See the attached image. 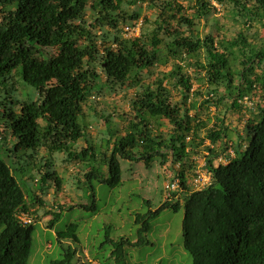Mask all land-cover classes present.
Here are the masks:
<instances>
[{
  "label": "trees",
  "instance_id": "1",
  "mask_svg": "<svg viewBox=\"0 0 264 264\" xmlns=\"http://www.w3.org/2000/svg\"><path fill=\"white\" fill-rule=\"evenodd\" d=\"M214 1L231 10L233 21L264 30V0ZM144 3L156 8L154 28L124 37V26L138 20ZM123 4L138 9L129 11ZM211 10H216L211 0H0V94L19 86L36 92L35 98L28 90V99L11 98L0 111V264H27L38 219L31 206L45 202L37 191L46 194L52 184L59 188L63 181L52 153L68 151L79 140L85 145L71 149L68 159L79 162L83 173L75 183L88 182L90 197L95 198L92 181L120 184V159L132 161L126 166L131 170L134 163L162 164L170 154L179 166L166 182H178L176 188L165 189L181 194L183 246L192 264H264V36L254 41L249 37H258V30L249 34L242 29L230 37L211 31L201 35L194 26ZM48 48L54 51L45 53ZM168 61L173 68L162 77L173 82H144L142 74ZM180 63L195 67V88ZM125 84L135 89L124 133L107 127L112 139L90 140L85 104L103 89ZM194 96L203 97L206 108L215 106L212 123L198 116ZM230 109L241 118L248 112L242 130L225 123ZM151 118L159 126L166 119L172 129L168 136L152 132ZM244 125L251 135L247 143ZM10 136L15 137L14 152L22 156L7 161L2 152H10ZM39 149L48 155H38ZM204 151V167L213 178L196 188L192 181L199 163L192 156ZM218 157L226 164L214 165ZM179 198L136 217V223L143 222L138 241L107 237L115 260L125 259L124 246L140 242L141 232L148 229L146 216L167 206L177 210ZM75 205L94 208V201L92 206ZM64 206L46 211L51 214L48 227ZM20 213L34 221L23 223ZM76 230L77 224L71 223L58 231V243L65 237L78 241ZM75 254L76 249H64L52 264H73Z\"/></svg>",
  "mask_w": 264,
  "mask_h": 264
},
{
  "label": "rangeland",
  "instance_id": "2",
  "mask_svg": "<svg viewBox=\"0 0 264 264\" xmlns=\"http://www.w3.org/2000/svg\"><path fill=\"white\" fill-rule=\"evenodd\" d=\"M181 1L183 4H187L190 0ZM211 2L216 7V10H211L206 15V19L204 17L201 18L194 26L195 30L201 35L211 31L214 34L219 33L220 35L230 37L235 35L237 30L242 29L249 31V34L258 30V37H249L254 41L264 36V30L258 25H254L252 29H249L238 21L232 20L230 16L231 10L230 12L227 11V9H224L223 6H220L214 0H211ZM123 8L129 11L138 9L136 5L130 6L126 4H123ZM155 18L156 8H148L146 3H144L139 10L138 18V20H141L143 32H151L154 28L153 21ZM45 51V53H51L54 51V48H48ZM45 53L43 55L47 58L48 55ZM180 64L182 65V71L188 73L193 78L192 88H195L197 86V83L194 81L195 67L188 66L186 63ZM172 68V63L168 61L166 64L156 66L153 73H144L141 76L144 77L145 83L151 81L157 82L161 78L163 79L162 83H166V80L173 82V79L162 77L164 73H167ZM169 85L171 86V84ZM7 87L8 84H6ZM134 89L135 87L130 84H125L124 88L117 87L113 90L105 88L98 96L92 97L85 104L84 122L88 124V138L90 140L99 143L104 136L111 137L112 139V136L106 133L107 127H110V129L115 128L119 134L124 133L123 127L127 123V118L130 117L129 100L133 97ZM27 90L30 97H36V92L33 88L27 89L19 86L16 91L7 88V93L4 91L2 95L0 94V111H3L6 106L10 105L11 98L13 100H16V98L28 99ZM194 97L198 100V116L207 120L209 124L212 123L213 116L216 113L215 106L209 105V108H206L203 105V97ZM174 99H180V93L176 90L174 91ZM124 115L126 118L123 117ZM248 116V112L244 111L241 118V114L234 113L230 109L225 111L224 120L231 127L242 130L244 119ZM105 117L109 120L106 121ZM161 122L162 124L159 126L158 122H155V119L151 118L150 127L152 128V132L156 134L158 131H161L168 136L170 130H172L171 126L166 119H163ZM246 127L244 125V138L247 143L251 135ZM113 134L115 135V132ZM9 140L11 141L10 152H2V156L7 161H10L11 157L22 156L17 155L13 150L15 137L10 136ZM84 145V140H79L69 147L68 151L62 150L52 153L53 167L58 171L63 181L59 188H55L52 184L46 194H41V192L37 191V193L42 195L45 202L42 205L36 204L35 206H31L32 210L37 211L38 219L33 224L32 245L27 264H52L53 261L63 257L61 254L67 248L76 249V254L72 259L73 264H192V256L183 246V200L179 198L181 194L180 192L174 195L172 193L168 194L165 189L167 175L172 174L173 170H177L179 166L177 163H172L171 155H167L165 162L162 164L157 160L153 161L148 167L144 166L142 162L134 163L131 170L126 169V166L132 161L120 159V184L111 187L106 183L92 181L95 194V198L93 199L89 196L88 182H84L81 185L75 183L76 179L78 177L81 178L83 173L79 162L68 159V152L71 149H80ZM39 150L38 155H48L46 150ZM205 154L206 152L204 151V154H192V157L199 165H202ZM237 157H240V154H237ZM34 176L38 177L37 170H34ZM31 181L35 182L34 180ZM177 198L180 199L177 210L167 206L156 215L146 216L148 229L141 232L142 239L140 242L124 246L125 259L121 262L115 260L114 255L111 254L113 246L107 241V237L116 240L124 236L133 242L138 241L140 237L138 230L143 226V222L136 223V217L140 215L143 218L150 209H156L166 200L170 204L174 203ZM146 200L148 203H145ZM93 201L94 208L87 209L75 205L83 203L92 206ZM72 203L75 206L69 208ZM58 204L65 205L64 209L53 226L48 227L51 214L46 213V211L51 207L56 208ZM71 223L77 224L76 234L79 240L75 242L72 238L65 237L62 239V244H59L56 233L66 229Z\"/></svg>",
  "mask_w": 264,
  "mask_h": 264
},
{
  "label": "built area",
  "instance_id": "3",
  "mask_svg": "<svg viewBox=\"0 0 264 264\" xmlns=\"http://www.w3.org/2000/svg\"><path fill=\"white\" fill-rule=\"evenodd\" d=\"M141 29V20H138L136 22H133L132 24H127L124 26V30L122 32L124 37L129 36H137L140 33ZM202 165H199V167L196 169V176L193 178V184L196 188L204 187L205 185H208L212 181L211 173L208 169H205L202 167ZM178 180L175 179L172 183H166L165 187L174 189L177 187ZM21 221L24 223H30L32 221V218L28 216L27 214H22L19 216Z\"/></svg>",
  "mask_w": 264,
  "mask_h": 264
},
{
  "label": "clouds",
  "instance_id": "4",
  "mask_svg": "<svg viewBox=\"0 0 264 264\" xmlns=\"http://www.w3.org/2000/svg\"><path fill=\"white\" fill-rule=\"evenodd\" d=\"M138 21V20H137ZM133 23V22H132ZM189 138V137H188ZM220 163H223V164H226V160H224L223 158H221V157H218L216 160H214V162H213V164L214 165H218V164H220ZM198 166H199V164H198ZM203 168H205V169H208L207 167H204V163H203V166H202ZM209 170V169H208ZM210 171V173H211V176H212V178H213V174H212V171L211 170H209ZM170 176H171V174H170ZM167 183V182H166ZM165 183V184H166ZM22 214H24V213H20L19 215H18V218L20 219V217L19 216H21ZM28 216H30L31 218H32V221L30 222V223H32L34 220H33V216L32 215H28ZM21 220V219H20ZM23 222V221H22ZM24 223V222H23ZM27 224V223H26Z\"/></svg>",
  "mask_w": 264,
  "mask_h": 264
}]
</instances>
